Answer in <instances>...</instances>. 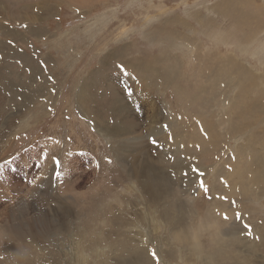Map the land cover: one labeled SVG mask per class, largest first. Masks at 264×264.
I'll list each match as a JSON object with an SVG mask.
<instances>
[{
    "label": "rangeland",
    "instance_id": "obj_1",
    "mask_svg": "<svg viewBox=\"0 0 264 264\" xmlns=\"http://www.w3.org/2000/svg\"><path fill=\"white\" fill-rule=\"evenodd\" d=\"M31 1L0 0V264H142L132 258L142 239L153 264H232L235 252L241 264L263 263L264 87L243 76L239 88L230 61L263 69L264 0ZM209 53L213 83L201 78L196 91ZM175 83L199 93L201 117L214 118L210 140L189 127L185 95L175 101L190 119L168 120L161 90L177 96ZM235 120L258 124L245 134ZM159 125L184 130L187 144L168 149L151 129ZM148 157L172 181L160 200L139 192L137 176L154 173ZM197 167L210 183L202 194ZM209 222L215 229L200 227ZM197 229L194 257L185 231Z\"/></svg>",
    "mask_w": 264,
    "mask_h": 264
},
{
    "label": "bare ground",
    "instance_id": "obj_2",
    "mask_svg": "<svg viewBox=\"0 0 264 264\" xmlns=\"http://www.w3.org/2000/svg\"><path fill=\"white\" fill-rule=\"evenodd\" d=\"M257 0H248V4L250 5H253V7H255V6H259L258 4H257V2H256ZM26 2V1H25ZM24 4V3H23ZM33 3H32V1L30 0V4L29 5H32ZM31 7V6H30ZM261 7H262V9H264V6H262L261 5ZM261 11V10H260ZM41 31V30H40ZM206 48L208 49V46H206ZM202 53V52H201ZM230 58H232V57H230ZM224 59V58H223ZM213 60H215V54L214 53H209V54H205V59L203 60H200V63L202 64V65H200V67L201 68H203L204 66L206 67V68H208V69H212V68H210L211 66H212V64L210 63V61L212 62ZM264 61V60H263ZM262 61V62H263ZM155 62V61H154ZM214 63H215V61H213ZM230 68H231V77H233V78H235L233 81L235 82V83H237L238 85H239V88L241 87H245V85H244V83L242 82V79L241 78H243V76H245L247 79H248V81L249 80H252L253 82H259V81H257L258 79L260 80V83L261 84H263L262 86L264 87V67H263V69L262 70H259L258 72H261L260 73V75H259V73L250 65V63H241L239 60H236V59H233V60H231L230 61ZM153 65V64H152ZM135 66H136V64H135ZM133 67V66H132ZM220 68V67H219ZM224 68V67H223ZM172 72H174V71H172ZM197 73V72H196ZM174 74H175V79H178L179 78V76H178V73H177V70L174 72ZM215 77V66L213 67V69L212 70H205V69H200V71H198V73H197V79L199 80V82H197L198 83V86H196L195 87V89H196V91L199 89V87H200V89H201V85H200V82L202 81H200V79L201 78H203V79H205V80H208V79H211V81H209L210 82V85H211V82L213 81V78ZM228 78V77H227ZM245 78V79H246ZM236 79H237V81H236ZM244 79V80H245ZM196 81V80H195ZM168 82V81H167ZM177 82H179L178 80H177ZM169 83V82H168ZM213 83V82H212ZM248 83V82H247ZM178 84H180V83H178ZM174 85V88L176 87V83L175 84H173ZM167 86V85H166ZM214 86V85H213ZM189 87V86H188ZM261 87V86H260ZM162 89V88H161ZM166 89V88H165ZM165 89H162L161 91H162V101H163V103L164 104H166V106H168L169 108H167V112H169V114H170V116L171 117H169V121H171V120H173L172 122H174V121H178V123L180 124V125H182V126H184L185 124H186V122L190 119V117H188V116H186V109L185 108H183L181 105H180V103H177L175 100H180V99H182V96L183 95H185L187 98H188V100L191 102V105L189 106V110H190V112L192 113H190L191 115L190 116H192V120H193V122L191 123V124H189V127L191 128V129H194V130H197L198 128L197 127H201V128H199V129H201V132H204L207 136H205L207 139H211L212 137H214V136H212V129H213V132H215L214 130H215V128H212V124H214V118H213V116L212 115H209V116H205V117H201V108L200 107H198L196 104H194L193 103V100H196L197 98H198V94L199 93H195L194 95H188L185 91H183V90H181V89H179L178 87H176L175 88V92L176 93H179V94H177V96L175 95V93H173V91L171 90V89H167V90H165ZM188 91V90H187ZM190 91V90H189ZM203 92V91H202ZM201 92V93H202ZM205 93V92H204ZM242 90L241 89H239V93L237 94V98L239 99L240 98V96H243L242 95ZM174 95V97L172 96V99H171V95ZM208 96H209V94H208ZM261 96V95H260ZM184 97V96H183ZM185 97V98H186ZM210 97H211V95H210ZM245 97V96H244ZM212 98V97H211ZM259 99V98H258ZM257 99V100H258ZM243 100V99H242ZM246 100V99H245ZM249 100V99H248ZM263 100V99H262ZM251 100H249V102H250ZM253 101V100H252ZM229 103V102H228ZM255 103V102H254ZM231 104V103H230ZM236 105V104H235ZM244 105V104H243ZM258 105V104H257ZM263 105H264V103H263ZM238 106V105H237ZM251 106V105H250ZM228 107V106H227ZM234 107V106H233ZM241 107V106H240ZM257 107V106H256ZM204 108V107H203ZM260 108H261V106H260ZM264 108V107H263ZM248 109V108H247ZM235 110V109H234ZM253 110V109H252ZM264 110V109H263ZM258 111V110H257ZM256 111V112H257ZM153 112V111H152ZM162 112H165L164 111V109L162 108ZM225 112V111H224ZM228 112V111H227ZM230 112V111H229ZM242 112V111H241ZM253 112V111H252ZM251 112V113H252ZM260 112V111H259ZM180 113H182V116L180 115ZM204 113V112H203ZM228 114V113H227ZM248 114H249V112H248ZM152 115V114H151ZM234 115V114H233ZM204 116V115H203ZM238 116V115H237ZM242 116V115H241ZM176 119H175V118ZM239 117V116H238ZM149 118V117H148ZM247 118V117H246ZM254 119V118H253ZM253 121V120H252ZM152 122H153V120H152ZM156 122V121H155ZM230 122H232V121H230ZM235 122H236V124H237V126H239V125H241V126H243L244 128H234L236 131H239L240 130V132H243V133H245V134H247V130H248V128L247 127H249V128H251V129H253L254 127H256V125L258 124V123H256V122H252V123H248V122H244L243 120H235ZM234 122V123H235ZM169 124V123H168ZM167 125V124H166ZM164 125H162V126H156L155 128H151L152 129V131L153 132H155V131H157V132H155V133H157L158 134V132H160L161 134H162V137H161V139L163 140V142H165L166 143V147L168 148V149H175V148H177L178 146H184V145H186L187 144V135H186V133H185V131L184 130H177L176 128H174L173 130H170L169 128H165V127H163ZM152 127H153V124H152ZM117 128H121V127H117ZM125 129V128H124ZM120 132H123V129H118ZM126 130V129H125ZM151 131V132H152ZM255 130H253V132H254ZM252 133V132H251ZM215 134V133H214ZM253 134V133H252ZM218 135V134H217ZM256 135V134H255ZM221 137V136H220ZM247 138H248V136H247ZM191 139V138H190ZM202 139V138H201ZM217 139V138H216ZM250 139V138H249ZM204 140V139H203ZM215 140V139H214ZM195 141H196V139H195ZM194 141V142H195ZM218 141H219V139H218ZM224 141V140H223ZM122 142V141H121ZM120 142V143H121ZM207 142H208V140H207ZM212 142H215V141H213L212 140ZM197 143V144H196ZM196 145L198 146V142L196 141ZM204 143H205V141H204ZM218 143V142H217ZM191 144V143H190ZM189 144V145H190ZM202 144H203V142H202ZM201 144V145H202ZM212 144V143H211ZM216 144V143H215ZM121 145H122V143H121ZM193 145V144H192ZM195 145V146H196ZM200 144H199V146H201ZM208 145V144H207ZM217 145V144H216ZM219 145H221V144H219ZM218 145V146H219ZM204 146V145H203ZM214 146V143H213V145H212V147ZM264 146V145H263ZM149 147V146H148ZM202 147V146H201ZM208 148H212V147H210V146H207ZM220 147V146H219ZM151 148V147H150ZM149 148V149H150ZM153 148V147H152ZM205 148V147H204ZM207 148V149H208ZM214 148H216V147H214ZM201 149H203V148H201ZM210 149H208V150H210ZM151 150V149H150ZM200 149L198 148V151H199ZM212 150V149H211ZM215 150V149H214ZM152 151V150H151ZM253 151V150H252ZM256 151V150H255ZM149 152V151H148ZM209 152V151H208ZM211 152V151H210ZM212 152H213V150H212ZM257 152V151H256ZM262 153V152H261ZM146 154H147V152H146ZM149 154H151L150 152H149ZM200 154V153H199ZM205 154V153H204ZM189 155H190V153H189ZM198 156V155H197ZM206 156V155H205ZM256 156H257V154H256ZM264 156V155H263ZM194 157V160H195V157L196 156H193ZM199 158H201V157H199ZM203 158V157H202ZM135 159H137V158H135ZM154 159H156V161H157V158H154ZM154 159L153 158H150V157H148V167L153 171L154 170V173L151 175V176H145L144 178L143 177H140V176H137V182L139 183V185H140V188H139V192H142V193H144V190H145V192H147L146 193V195L148 196V197H151L152 199H156V200H160L161 199V196H160V191H162L163 192V194L162 195H164L165 193L167 194V192H168V190L170 189V187H171V183H172V181H171V178H170V176H168V174L166 175V174H164L163 173V175L160 173V171H157L156 170V167H155V162H154ZM196 159H197V157H196ZM256 159V158H255ZM258 159V158H257ZM262 159V158H261ZM146 161V160H145ZM252 162H253V159L251 160V169H252V173H253V178L255 179V181H260L261 180V176H260V172H258V171H255L254 170V167H253V164H252ZM157 163V162H156ZM183 163V162H182ZM181 163V164H182ZM260 163V162H259ZM143 164V163H142ZM193 165V164H192ZM198 165V163L196 164V166ZM200 165V164H199ZM250 165V164H249ZM262 165V164H261ZM53 167V166H52ZM145 167V166H144ZM192 166L190 165V168H191ZM262 167V166H261ZM48 168V167H47ZM158 168V167H157ZM57 169V168H56ZM55 169V170H56ZM141 169V168H140ZM193 169V168H192ZM139 170V169H138ZM144 170V169H143ZM150 170V171H151ZM200 170V171H199ZM259 170V169H258ZM162 171H163V169H162ZM45 172H46V170H45ZM44 172V173H45ZM143 172V171H142ZM264 172V171H263ZM198 173H200V175H202L203 176V178L201 177L200 178V180L199 181H201V180H203L204 181V177H205V175H206V170H205V168H200V167H197V170H195V174L198 176ZM233 174V173H232ZM51 175V174H50ZM190 175V174H189ZM262 175V174H261ZM264 176V175H263ZM196 179V178H195ZM249 179V178H248ZM197 182H198V180H197ZM264 182V181H263ZM263 182H261V183H263ZM199 183V182H198ZM251 183H253V181L251 182ZM203 184H204V186H203V188H199V191L201 192V194H202V192H205V187H207L208 189H209V185H210V183H207V185L203 182ZM194 185V184H193ZM196 186V185H195ZM251 186V185H250ZM254 187V186H253ZM252 187V188H253ZM256 187V186H255ZM259 188V187H258ZM198 190V189H197ZM263 190V189H262ZM199 192V193H200ZM263 194H264V192H263ZM198 197V196H197ZM201 197L203 198L204 196H202L201 195ZM163 200V199H162ZM215 200V199H214ZM204 201V199L202 200V202ZM202 204V203H201ZM204 204H206V203H204ZM59 205H60V203H59ZM50 206V205H49ZM183 206V204L181 205V207ZM200 206H203V205H200ZM204 206H206V205H204ZM214 207V206H213ZM183 208H185V207H183ZM177 210H181V209H177ZM191 210V208L189 209V211ZM183 211V210H182ZM186 211H183V212H181V213H185ZM226 212V211H225ZM196 214H197V211H196ZM182 215V214H181ZM184 215V214H183ZM182 217V216H181ZM180 217V219H182ZM184 218V217H183ZM179 219V220H180ZM212 220H214V219H212ZM177 222V221H176ZM180 221H178V223H179ZM211 222V221H210ZM208 223L207 225H204V224H202V226H200L201 228L203 227V226H208L209 228L211 227V229H215V223ZM183 223V220H182V222H181V224ZM186 223V222H185ZM180 225V224H179ZM179 225H177V226H179ZM185 225V224H184ZM234 225L235 224H233V223H231V225H230V228L228 229V231L227 232H229V234L231 235V239L232 240H237L238 241V237H236L237 236V234H238V230L236 229V228H234ZM171 226V225H170ZM182 226V225H181ZM180 226V227H181ZM176 228V227H175ZM186 228V227H185ZM245 228H246V226H245ZM177 229V228H176ZM180 229V228H179ZM189 229H190V227H189ZM15 230V229H14ZM181 230V229H180ZM184 230V229H183ZM204 230V229H203ZM206 230V229H205ZM248 230V229H247ZM10 231V230H9ZM16 231V230H15ZM14 231V232H15ZM182 231V230H181ZM11 232V231H10ZM13 232V231H12ZM177 233H178V231H176ZM8 233V232H7ZM16 234H17V232H15ZM19 233H20V231H19ZM22 233V232H21ZM30 233H31V231H30ZM219 233H221V230L219 229ZM256 237L258 238V239H264V236L262 237V234L264 233V228L263 227H260L256 232ZM185 234H189L190 235V238H191V243H192V245H193V247H192V249H190V254L191 255H193L194 257L196 256V253L197 254H201L202 252V248H201V244H200V242L198 241V237H199V234H200V230L199 229H197V230H195L194 232H193V234H191L189 231H185ZM14 235V234H13ZM180 235V234H179ZM178 235V236H179ZM17 236V235H16ZM187 236V235H186ZM12 237V236H11ZM19 237V236H18ZM180 237V236H179ZM262 237V238H261ZM16 238V237H15ZM12 239V238H11ZM17 239V238H16ZM19 239H20V237H19ZM184 239V238H183ZM224 239V238H223ZM222 239V240H223ZM185 240V239H184ZM190 240V239H189ZM188 240V241H189ZM226 240V239H225ZM15 241V240H14ZM13 241V243L15 244L16 242H14ZM146 241L147 240H145V239H142V240H140V244H142V245H136L137 247H136V249H135V251H134V253L132 254V258L133 259H136V261H138V257L139 258H143V259H145V260H147V261H145V262H148V263H151L153 260H154V258L150 255V252H149V249L148 248H150V246L148 245V242L146 243ZM186 242H187V240H185ZM233 242V241H232ZM12 243V242H11ZM20 244V243H19ZM233 244V243H232ZM16 245H18V243H16ZM234 245V244H233ZM260 245V244H259ZM258 245V246H259ZM232 246V245H231ZM16 248V247H15ZM235 248V247H234ZM19 249V248H18ZM13 250V249H12ZM17 250V249H16ZM151 251V250H150ZM124 252V251H123ZM131 252H133V251H131ZM234 253V252H233ZM130 254V255H131ZM220 254V253H219ZM235 254H236V252L233 254V256H232V258H234L233 259V261H232V264H241V262L243 261V257L244 256H242L241 257V255L240 256H238L237 254V256H235ZM128 256H129V254H127ZM223 255V254H222ZM127 256V257H128ZM203 256H206L208 259L210 258V257H213V255L212 254H208V253H204L203 254ZM226 256V255H225ZM151 258H153V259H151ZM220 258V257H219ZM124 259V258H123ZM131 259V258H130ZM126 260V259H125ZM152 260V261H151ZM133 261V260H132ZM155 261V260H154ZM209 261V260H208ZM123 262V261H122ZM135 262V261H134ZM145 262H143L142 264H146ZM138 263V262H137ZM128 264V263H127ZM152 264H153V262H152ZM261 264H264V262L262 263L261 262Z\"/></svg>",
    "mask_w": 264,
    "mask_h": 264
},
{
    "label": "snow or ice",
    "instance_id": "obj_3",
    "mask_svg": "<svg viewBox=\"0 0 264 264\" xmlns=\"http://www.w3.org/2000/svg\"><path fill=\"white\" fill-rule=\"evenodd\" d=\"M24 27H27V25H24ZM153 143H156L155 139H153ZM44 158H47V153H44ZM54 164L59 167L60 166V160L59 159H56L54 158ZM60 173L58 172L57 173V176H59ZM201 183V186H204L203 184V180L200 181ZM209 191V189L207 187H205V192ZM224 199H227V197H225ZM241 214L240 213H237V218H240ZM224 219L227 220L228 219V216L227 214L225 213L224 214ZM246 227L250 228L251 226L250 225H247ZM249 235H251V233L249 232ZM152 256L153 257H156V252L155 250L152 251Z\"/></svg>",
    "mask_w": 264,
    "mask_h": 264
}]
</instances>
